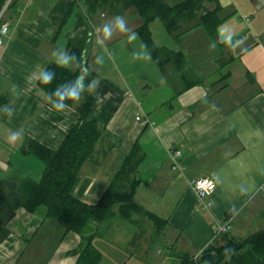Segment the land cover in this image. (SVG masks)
<instances>
[{
	"label": "crops",
	"instance_id": "crops-1",
	"mask_svg": "<svg viewBox=\"0 0 264 264\" xmlns=\"http://www.w3.org/2000/svg\"><path fill=\"white\" fill-rule=\"evenodd\" d=\"M225 1L219 0L222 8L233 0ZM57 3L15 0L5 16L10 26L0 44V264L78 262L79 234L47 218L45 207L29 212L7 201L22 179L39 180L45 170L43 160L24 151L27 141L58 149L80 117L81 100L58 111L39 86V73L56 62L53 53L69 56L68 38L76 29L75 16L67 32L58 28L53 18ZM262 11L244 21L234 19L235 27L232 19H221L213 33L203 24L170 33L152 22L156 45L183 55L185 78L175 63L161 67L152 57L137 32L143 24L138 13L94 16L88 91L103 134L74 194L87 202L99 200L134 145L142 155L135 221L121 218L116 207L110 221L90 225V231L99 232L93 240L101 253L98 264H151L156 222L149 213L165 225L157 239L170 243L156 264H176L172 258L179 253L200 255L223 235L217 230L228 219L226 235L234 239L264 228ZM67 67L77 70L80 63L73 59ZM207 177L216 188L202 201L192 181Z\"/></svg>",
	"mask_w": 264,
	"mask_h": 264
},
{
	"label": "trees",
	"instance_id": "trees-1",
	"mask_svg": "<svg viewBox=\"0 0 264 264\" xmlns=\"http://www.w3.org/2000/svg\"><path fill=\"white\" fill-rule=\"evenodd\" d=\"M58 0L53 18L62 28L68 17L76 18L75 33L68 38L67 51L79 61L90 35L94 36L92 22L98 13L109 12L121 14L131 7L136 8L143 19L137 29L139 36L152 57L163 67L173 62L185 78V59L180 52L169 51L158 47L153 39L150 25L160 21L168 32L180 33L184 25L203 24L213 33L221 22L219 0H183L175 5L168 0ZM5 0H0V8ZM84 8L79 10L78 4ZM53 73L48 84L40 88L48 95L56 106L59 98L55 93L59 90L75 87L76 78L80 76V68L73 70L67 66L49 64L44 72ZM88 72L81 82L78 106L80 115L78 122L63 139L58 149H50L34 140H28L24 151L39 157L45 163V170L39 180L24 178L20 181L18 191L8 195L7 201L13 205H22L29 212L39 207L46 208V217L58 221L65 232L73 231L81 236V245L76 249L79 255L77 264H98L100 251L94 245V237L99 232L90 231V225L105 224L116 214L126 220H134L139 207L134 202V195L140 182L137 177L138 166L142 161L140 148L134 145L126 154L120 170L109 183L108 188L99 200L87 202L74 194L82 167L90 161L102 138L103 131L92 115L94 96L88 91ZM77 100V101H78ZM71 99H65L64 105H72ZM156 223H161L157 215L149 213ZM163 226H165L163 224ZM223 235L208 246L197 257L198 264H264V228L244 239H234ZM182 264H194L189 253H181Z\"/></svg>",
	"mask_w": 264,
	"mask_h": 264
},
{
	"label": "rangeland",
	"instance_id": "rangeland-1",
	"mask_svg": "<svg viewBox=\"0 0 264 264\" xmlns=\"http://www.w3.org/2000/svg\"><path fill=\"white\" fill-rule=\"evenodd\" d=\"M82 0H79L78 2H80ZM169 4L171 5H175L183 0H168ZM226 2L225 0H223V3ZM78 8L79 10H82V6L79 3L78 4ZM261 9H263L262 14L264 13V3L263 2H256V0H233L231 4L229 5H225L222 10H220V17L222 20H225L227 18V20L232 19L231 25L234 26V19H246L247 17L250 19L251 15L253 14V12H257V11H261ZM128 10L133 11V13H138L136 8L131 7ZM262 17H264V15H261L259 17V21L260 19H262ZM225 20V21H227ZM73 21H74V14H71L65 25L63 26L62 31L63 32H67V29L69 27H72L73 25ZM157 23L162 24L160 21H157ZM228 23V24H230ZM264 23V22H263ZM262 23V24H263ZM239 25V24H238ZM235 27V26H234ZM240 27H244V31H247V33H249L250 31H248V25L245 24V22H241ZM218 29V28H217ZM243 31V32H244ZM138 216V213L135 215V217ZM154 224V222H153ZM154 225H156L155 227V231L154 234L158 235L160 234V231H163L164 226H163V222L161 223H155ZM154 235L153 237V241L152 243H150L152 250H150V255L148 260L151 262V264H156L157 262L160 263V260H164V256H165V252H167L166 250L168 249V245L170 244L168 239L164 240L162 237L157 239V237ZM156 246V247H154ZM160 246V247H159ZM158 250H163V253H159V255L157 254ZM181 253L177 254V259H173L172 261L175 262L176 264H182V257H180ZM194 264H198L197 262V258L196 257H192ZM135 261V260H132ZM165 263V262H164ZM162 263V264H164ZM169 264H171V262H169Z\"/></svg>",
	"mask_w": 264,
	"mask_h": 264
},
{
	"label": "clouds",
	"instance_id": "clouds-1",
	"mask_svg": "<svg viewBox=\"0 0 264 264\" xmlns=\"http://www.w3.org/2000/svg\"><path fill=\"white\" fill-rule=\"evenodd\" d=\"M116 27L124 31V25L121 22H118ZM103 34L105 38H108L110 35V28L107 24H105L104 29H103ZM135 39V34L129 36V40ZM59 52V50H58ZM58 52L53 53L54 56H56V64L60 66H67L69 62L73 59H75L74 56H65L63 54H58ZM99 57L97 58V63H100ZM53 73L51 71L48 72H41L38 75V79L41 84H48L52 80ZM83 79V76H78L76 78V84L75 87L70 88V89H65L63 92L57 91L55 95L59 98V102L56 104V109L59 111L64 107L63 101L67 99H71L73 101H77L79 99V94H80V89H81V80ZM14 138V137H13Z\"/></svg>",
	"mask_w": 264,
	"mask_h": 264
},
{
	"label": "built area",
	"instance_id": "built-area-1",
	"mask_svg": "<svg viewBox=\"0 0 264 264\" xmlns=\"http://www.w3.org/2000/svg\"><path fill=\"white\" fill-rule=\"evenodd\" d=\"M15 0H5L0 8V44L5 42V38L9 33L10 23L5 19L7 12L13 6ZM140 116H137L136 119L140 120ZM176 155H180V152H176ZM192 187L197 192L199 198L204 201L209 198L212 192L216 188V183L212 178H202L198 180L192 181ZM230 219L226 221V223L220 226L217 230V234L226 233L229 229ZM198 255L196 256V258Z\"/></svg>",
	"mask_w": 264,
	"mask_h": 264
},
{
	"label": "water",
	"instance_id": "water-1",
	"mask_svg": "<svg viewBox=\"0 0 264 264\" xmlns=\"http://www.w3.org/2000/svg\"><path fill=\"white\" fill-rule=\"evenodd\" d=\"M92 43H93V35H90L86 46L83 50L81 59H80V76H83V79L81 80V82L84 80V78L86 77L88 70H87V62L89 60L90 57V53H91V49H92Z\"/></svg>",
	"mask_w": 264,
	"mask_h": 264
},
{
	"label": "bare ground",
	"instance_id": "bare-ground-1",
	"mask_svg": "<svg viewBox=\"0 0 264 264\" xmlns=\"http://www.w3.org/2000/svg\"><path fill=\"white\" fill-rule=\"evenodd\" d=\"M199 256V255H198ZM196 257V256H195Z\"/></svg>",
	"mask_w": 264,
	"mask_h": 264
}]
</instances>
